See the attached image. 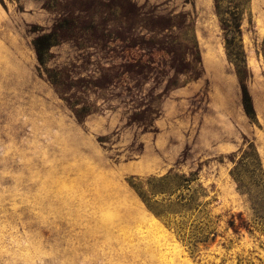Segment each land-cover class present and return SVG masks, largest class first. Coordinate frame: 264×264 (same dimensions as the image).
Masks as SVG:
<instances>
[{
    "label": "rangeland",
    "instance_id": "obj_1",
    "mask_svg": "<svg viewBox=\"0 0 264 264\" xmlns=\"http://www.w3.org/2000/svg\"><path fill=\"white\" fill-rule=\"evenodd\" d=\"M130 1L196 74L110 41ZM223 7L253 118L214 0H0V264H264V0Z\"/></svg>",
    "mask_w": 264,
    "mask_h": 264
},
{
    "label": "trees",
    "instance_id": "obj_2",
    "mask_svg": "<svg viewBox=\"0 0 264 264\" xmlns=\"http://www.w3.org/2000/svg\"><path fill=\"white\" fill-rule=\"evenodd\" d=\"M225 0H214L215 9L220 17L222 27L225 33L226 39V48L229 59L234 62L237 67V73L240 79L243 98L242 103L245 110V113L249 118L255 116V109L253 105L252 98L250 96L248 87L245 82H243L244 75L241 71L246 63L245 54L242 51V46L235 44V39L237 34H241L239 19L234 17L232 21L226 19V14L228 8H224ZM123 8V7H122ZM128 14L125 20L127 24L131 27L128 33H122L120 31L112 32L111 40L113 43L122 42L129 44L132 49L141 48L147 50L151 54H164L171 57V67H173L176 73L182 72V70L192 69L194 74L196 71L193 69L192 65L183 60V57L180 55L181 45L176 43V35L172 34V29L174 28H186L184 19L185 15L180 16L181 19L176 21L174 17L170 15H153V13H148L145 11L143 6H139L134 2H128V6L123 8ZM73 21H68L66 19H61L53 26L52 30L48 35H42L35 39L34 49L37 54L39 62L44 65L45 58L47 57V50L50 49L57 38L60 35V32L65 28L71 29ZM136 26L142 32L146 30L147 33H136ZM135 32V33H134ZM66 39L75 40L74 35L70 33L64 35ZM157 36V37H156ZM102 40V39H101ZM188 50L193 53V48H188ZM183 53V52H182ZM193 59L197 58L193 53ZM150 56V55H149ZM154 56H150V59L146 63H139L137 67H144L146 69L151 68ZM52 83L57 86L58 75L54 72L49 75Z\"/></svg>",
    "mask_w": 264,
    "mask_h": 264
}]
</instances>
